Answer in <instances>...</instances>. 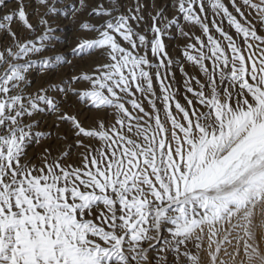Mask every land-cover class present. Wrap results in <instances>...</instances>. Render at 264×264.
Wrapping results in <instances>:
<instances>
[{
	"label": "snow or ice",
	"instance_id": "1",
	"mask_svg": "<svg viewBox=\"0 0 264 264\" xmlns=\"http://www.w3.org/2000/svg\"><path fill=\"white\" fill-rule=\"evenodd\" d=\"M16 4L15 17L3 19L32 32L24 0ZM229 5L233 11L223 0H175L176 15L204 37L182 53L203 78L180 69L184 104L163 42L176 19L158 11L151 40L130 24L144 22L142 4L128 16L101 5L94 14L109 19L99 28L80 25L97 36L73 54L99 50L109 62L95 76L77 77L90 87L74 94L111 113L112 123L85 130L59 114L77 137L100 144L85 148L79 167L64 164L68 153L54 158L46 150L41 166L27 153L42 136L31 118L44 105L58 111L44 90L25 95L30 65L54 30L43 22L35 43L8 32L15 49L0 50V264H264V0Z\"/></svg>",
	"mask_w": 264,
	"mask_h": 264
},
{
	"label": "rangeland",
	"instance_id": "2",
	"mask_svg": "<svg viewBox=\"0 0 264 264\" xmlns=\"http://www.w3.org/2000/svg\"><path fill=\"white\" fill-rule=\"evenodd\" d=\"M50 0H48L49 2ZM223 2L229 6V10L233 11L229 5V0H223ZM60 3L50 5V8L53 9L54 20L58 23H69L74 29V36H71V53L66 59L61 60L58 66L53 68V75L48 77V81H42L38 83L35 90H33V95L39 93L41 90L45 91V95L53 99L57 106L58 111H49L47 106H42L44 110L36 114L34 118H31L29 122H35L41 116H45L48 113V116H52L56 122V126L48 134L41 133V126L36 124L35 132L41 133L42 136L39 140L33 137L32 141V158L31 164L36 166H41L43 162V156L45 155L46 150L51 153L52 157L58 158L59 156L68 153L69 155L65 157L64 164L72 166H80L81 158L85 152L86 147L99 148L100 144L93 141L90 138L77 137L75 135V129L73 128L70 121H61L58 117L59 114H64L69 117L75 118L77 122L80 123L82 128L85 130H93L97 127V122L102 121L106 124L112 123L111 113H104L98 111L90 106H86L83 102L79 100V97L74 93L83 91L90 87L87 81L83 79H76L77 77H83L85 75L95 76L96 69L102 67L104 64L108 63L106 53H102L99 50H96L94 53L89 55H74L73 49H75L79 42L85 40H93L96 38L97 34L95 32L88 33L82 31L80 28L81 24H88L90 27L99 28L97 25L100 16H92L99 6L103 5L104 9L108 11L109 7L113 9L116 16H128L130 10L133 11L138 4H142L141 14L143 16L144 22L137 27L135 22L130 21L131 27L140 35H145L147 39H152V33L149 29L152 26V17L156 15L158 11H163V15L168 18V20L176 19L177 24L171 25L167 28L164 36V44L168 56L172 60L171 71L174 73V78L170 77L173 84V89L178 92L177 99L181 104H184L183 99L186 94L184 91V81L185 77L180 71L181 68L188 73L189 76H196L201 79L199 72L193 65L187 62L182 55L183 51L187 50V45L194 43L195 37H200L204 39L201 30L198 27L186 24L180 17L175 13V0H74L69 7L63 8ZM7 4H0V12H3V8ZM43 8V5H40ZM60 8V9H59ZM18 7L14 10L9 9L5 10V15H13L15 17ZM26 15L27 11L25 10ZM59 14V15H58ZM233 14H235L233 12ZM60 16V18H59ZM5 16H3L4 18ZM3 18H0V24L4 25V29L0 30V33H4L7 37L6 42L0 43V50L6 49L7 47H12L15 49V43L12 41L11 37L8 35V32L11 31L15 33L17 41L24 43L31 41L35 43L32 39V36L29 35V31L24 29L18 19L14 20L11 23L6 22ZM59 18V19H58ZM62 18V19H61ZM213 15L209 9L208 19L209 25L210 21L213 19ZM28 22L31 24L32 18L27 15ZM64 20V21H63ZM60 21V22H59ZM63 21V22H62ZM49 23V20H48ZM163 19L160 21L158 26L163 27ZM97 25V26H96ZM229 35H232L235 38L234 32L229 30L227 23L221 25ZM181 29L183 32L188 33L187 36H182L180 34ZM211 34L218 39H221L217 34L212 30ZM264 35V33H261ZM121 46L126 47L122 40L117 37ZM143 54V52L141 53ZM150 62L155 63V60L151 57L150 51L148 52ZM38 66L39 74L41 76L45 75L47 68L44 64H36ZM157 70H152V75L155 77V72ZM49 74V68H48ZM75 80V82H73ZM40 82V81H39ZM154 91L159 95V85L153 79ZM63 89L64 91H60ZM191 98V97H189ZM157 106L160 107L159 101H157ZM145 110L150 111L147 103L144 104ZM54 112V113H53ZM41 114V115H40ZM39 115V116H38ZM38 116V117H37ZM36 119V120H35ZM40 128V129H38ZM38 129V130H37ZM54 131V132H53ZM83 144L85 147H78L77 145ZM153 256V255H152Z\"/></svg>",
	"mask_w": 264,
	"mask_h": 264
},
{
	"label": "bare ground",
	"instance_id": "3",
	"mask_svg": "<svg viewBox=\"0 0 264 264\" xmlns=\"http://www.w3.org/2000/svg\"><path fill=\"white\" fill-rule=\"evenodd\" d=\"M73 1L74 0H50L48 2L47 7L43 5V8H41L40 6L41 4L39 3V0H24V9L27 11V15L30 18H32V21H33L31 23L33 31L28 32L29 35L32 36V39L35 41V40H38L41 36L45 35V28L43 26V22L45 21L54 30L48 33L50 39L45 42V51L43 52V54L42 55L38 54L34 58V62L30 65L29 74H28V84L26 86L25 95L33 96V90H35V88L38 86L37 84L41 83V80L48 81V77H51L53 75L52 73H53L54 67L49 68V74H48V68H47L46 74L41 76L39 74L38 66L36 67V64L38 63L42 64L44 60H50V58L57 57V56H59L61 60H63V59H66L68 55L71 53V47H70L71 40L70 39H71V36H74V29L69 23L56 22L53 16L54 12L48 13V8H50V5L52 6L53 4L56 5V3H60L61 7L67 9V7H69ZM2 3L7 4V6H5L2 9L3 12H0V18H3V16H7L5 15V10H9V9L14 10L18 7L16 4V0H2ZM108 7H109L108 11L113 12V9L111 8V6H108ZM113 15L116 16L115 12H113ZM92 16L96 17L95 14ZM106 19H109V18H100L97 25L101 26L105 22ZM48 20H49V23H48ZM6 41H7L6 35L4 33H0V43L6 42ZM55 121L52 116L50 117L48 116V113H46L45 116L43 117L41 116V118H39L37 121L32 122V123H35L41 126L40 131L42 134H48L52 131V129L55 128L56 126ZM27 153H28V158L31 160L32 144L28 146ZM151 255L155 256V253L153 252L151 253Z\"/></svg>",
	"mask_w": 264,
	"mask_h": 264
}]
</instances>
